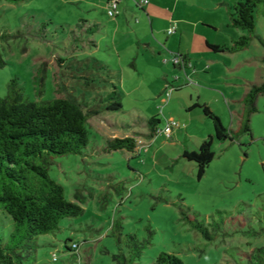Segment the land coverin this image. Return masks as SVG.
I'll return each mask as SVG.
<instances>
[{
  "label": "rangeland",
  "instance_id": "374dc122",
  "mask_svg": "<svg viewBox=\"0 0 264 264\" xmlns=\"http://www.w3.org/2000/svg\"><path fill=\"white\" fill-rule=\"evenodd\" d=\"M138 1L121 0L115 18L107 15L108 0L0 1L5 63L0 98L14 78L31 101L57 98L56 73L88 102L105 98L112 83L122 105L118 112L97 107L100 115L87 122L89 143L81 154L52 158L50 178L83 214L37 237L33 264H116L113 255L128 256L129 234L145 244L135 264H151L160 253L183 264H246L245 255L264 247V94L250 117L251 134L232 142L214 139L215 157L200 178L183 152L197 151L213 136L211 121L192 108L196 103L205 104L225 128L239 130L242 98L250 83L264 82V8L254 13L262 42L253 39L245 50L211 61L204 38L221 44L230 42L232 32L243 34L227 27L235 0H182L174 15L173 0H146L142 11ZM179 19L188 22L181 43L168 35L170 22L175 29ZM187 48L194 63L185 72L172 60ZM57 59L85 62L94 86L67 77L80 71L58 68ZM44 62L46 77L38 93L34 77ZM152 117L159 120L158 130L172 121L179 127L170 138L161 132L148 139L146 123ZM126 137L143 146L133 153L105 151L106 141ZM182 211L202 223L211 239L192 229ZM9 221L2 218L5 232ZM114 222L122 227L119 244ZM73 243L78 249L68 250Z\"/></svg>",
  "mask_w": 264,
  "mask_h": 264
},
{
  "label": "trees",
  "instance_id": "16d2710c",
  "mask_svg": "<svg viewBox=\"0 0 264 264\" xmlns=\"http://www.w3.org/2000/svg\"><path fill=\"white\" fill-rule=\"evenodd\" d=\"M17 4L24 0H0ZM264 8V0H236L229 7L228 28L243 34L233 38L230 44H206L213 54H234L248 48L253 39L262 42L255 34L254 13L258 7ZM264 13V12H263ZM94 27V26H93ZM95 28V27H94ZM89 27L87 32L93 34L95 29ZM182 62L184 61L183 58ZM66 61L69 65L66 64ZM264 63V58L262 59ZM58 68L80 71L70 77L79 80L80 85L92 88L96 80L84 69L85 62L77 61L73 65L66 59H57ZM66 64V65H65ZM5 65L0 55V67ZM47 65L42 63L34 77L38 93H42ZM56 78L59 97L48 101H31L19 85L16 78L10 80L5 97L0 98V216L10 219L9 231L5 232L0 217V264H33V254L38 248L36 238L54 233L64 219L77 218L83 214V208L68 201L64 188L49 176V169L54 156L79 155L89 143L86 128L89 119L100 115V109L118 112L122 109L116 86L106 95L88 102L80 98L70 86ZM69 77V78H70ZM264 94V82L260 85L250 83L242 98L243 114L238 131L225 128L219 117L205 104H194L212 124L213 136H208L197 151H184L183 157L193 162L200 178L215 154L212 150L213 140L223 142L236 141L241 135L251 134L250 117L257 112L256 101ZM103 103V104H101ZM98 107V108H97ZM159 120L155 117L147 120V138L153 139L157 134ZM134 138H113L106 141L105 151H137ZM78 199V197H76ZM79 200V199H78ZM183 215L191 228L210 240L208 230L196 218ZM9 221V223H10ZM113 236L120 243L122 227L113 223ZM128 256L123 253L113 255L116 264H135L142 255L144 243L135 235H126ZM72 250V248H68ZM246 264H264V247L255 248L245 255ZM151 264H183L176 256L160 253Z\"/></svg>",
  "mask_w": 264,
  "mask_h": 264
},
{
  "label": "crops",
  "instance_id": "0c3cea01",
  "mask_svg": "<svg viewBox=\"0 0 264 264\" xmlns=\"http://www.w3.org/2000/svg\"><path fill=\"white\" fill-rule=\"evenodd\" d=\"M140 1V0H139ZM138 1V2H139ZM182 0H173V6L171 7V9L173 10V12L171 13V14H175L176 13V6H177V3H179V2H181ZM188 1V0H187ZM193 1V0H192ZM236 1V0H235ZM189 2H190V0H189ZM194 3H195V1H193ZM234 2V1H233ZM119 3H121V0H120V2ZM148 3V2H147ZM146 3V4H147ZM119 5V4H118ZM135 6L137 7V8H139L141 11L143 10V7H139L138 5H137V2L135 3ZM180 20V19H179ZM186 23H188L187 21H181L180 20V22H176V23H174L175 24V29H174V32L172 33L173 35H176V36H178V38H179V43H181V41L184 39V37H185V34L187 33V27H186V25H184V24H186ZM171 22H170V26H171ZM180 24H181V26H180ZM208 24H210L209 26H213V25H211L212 23H208ZM170 26H169V28H170ZM196 25L194 26V28H193V31H195L196 32ZM234 30V29H233ZM238 31V30H237ZM172 34H170V35H172ZM169 35V34H168ZM195 35V34H194ZM230 35H231V39H230V42L229 43H221V44H219V43H214V42H211V41H209L208 39H203L204 40V51H209L207 48H206V44L208 43V44H212V45H222V44H230L231 43V41L233 40V38H235V37H237V36H240V35H238V34H236L235 32H232V33H230ZM242 35V34H241ZM210 52V51H209ZM208 52V53H209ZM177 53H179L177 56L179 57V58H183L184 59V61H183V64H184V66L183 67H180V66H178L179 68H181L183 71H188L189 69H193V63H194V61L192 60V56H191V51H189V49L187 48L186 50H184L182 53H180V50L177 52ZM211 54H208L210 57H207V58H209V60H213L214 59V57L216 56V57H219L220 55H223V54H213L212 52H210Z\"/></svg>",
  "mask_w": 264,
  "mask_h": 264
},
{
  "label": "built area",
  "instance_id": "2783aa9c",
  "mask_svg": "<svg viewBox=\"0 0 264 264\" xmlns=\"http://www.w3.org/2000/svg\"><path fill=\"white\" fill-rule=\"evenodd\" d=\"M119 2H120V0H108V2H107V15H108V17L115 18L118 15L117 6H118ZM146 3H147L146 0H140L139 2H137V5L141 8ZM173 32H174V27H171L168 29V34H172ZM172 64L175 66H180V67L184 66L182 59L179 58L178 56H175L173 58ZM178 127L179 126L175 122L172 121L170 123H167L166 126L163 128V130H157V134L162 132L166 138H170L173 130L178 129ZM141 146H143V145H141ZM141 146H140V141H139L137 143L138 151L140 150ZM71 248L77 250L78 245L73 243L71 245Z\"/></svg>",
  "mask_w": 264,
  "mask_h": 264
}]
</instances>
